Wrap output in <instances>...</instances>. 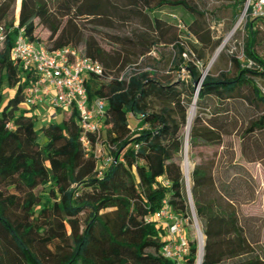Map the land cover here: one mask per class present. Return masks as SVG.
<instances>
[{"label": "trees", "instance_id": "trees-1", "mask_svg": "<svg viewBox=\"0 0 264 264\" xmlns=\"http://www.w3.org/2000/svg\"><path fill=\"white\" fill-rule=\"evenodd\" d=\"M243 2L233 0V7ZM162 3L191 8L185 0H159ZM105 4L103 0H57L52 9L45 0H21L17 18L9 21V4L0 0V24L6 30L0 44V264H12L8 251L20 264H174L160 252L164 228L154 221L145 222L144 217L159 210L163 200L170 211L187 216L179 160L188 107L194 101L195 108L201 109L212 98L231 101L242 96L244 88L251 92V99L245 96L250 104H264V92L255 81L264 78V55L256 50L258 29L248 16L240 54L229 57L232 75L220 72L216 77H202L197 65L183 57L177 36L166 40L177 53L173 68L184 67L189 75L187 83H171L158 79L151 66L127 67L111 74L118 60L94 40L79 36L72 23L75 14L100 17ZM134 4L144 9L135 14L154 11L151 1L136 0ZM64 16L67 20L62 25ZM37 24L49 30V45L35 34ZM19 28L30 41L43 42L49 50L82 44L81 53L102 65L101 77L87 74L84 80L89 101H105L99 137L105 144L104 154L95 153V136H91L92 149L83 148L75 110L60 122H45L44 114H35L26 105V88L34 83L36 74L12 57ZM112 38L130 47L136 57L149 53L158 42L144 35ZM205 122L197 114L193 118L189 131L192 147L219 141V134ZM255 128L264 129V114L250 122L248 132ZM39 136L45 138L43 144ZM105 156L112 160L97 177ZM204 172V167L195 165L192 177ZM39 185L47 187L46 193H34ZM77 186L86 191L78 194ZM10 187L17 193L6 194ZM84 209L88 214L80 230L79 214ZM211 217L201 264H264L258 252L243 246L233 219L203 216ZM187 241L186 260L192 263L196 239L187 235Z\"/></svg>", "mask_w": 264, "mask_h": 264}, {"label": "rangeland", "instance_id": "rangeland-1", "mask_svg": "<svg viewBox=\"0 0 264 264\" xmlns=\"http://www.w3.org/2000/svg\"><path fill=\"white\" fill-rule=\"evenodd\" d=\"M45 1L53 9L57 0ZM135 1L103 0L107 4L102 16L75 14L72 21L80 37L94 40L105 52L118 60L116 66L111 69V74L123 72L127 67L151 66L156 69L161 81L187 83V70L184 67L173 68V59L177 57V53L170 43L165 42L176 35L183 45V57L197 65L202 77L207 74L216 77L220 72H230L232 75L234 67L229 57L232 54L239 55L241 51L246 0L236 8L233 7V0H185L191 8L169 3L159 5V0H148L151 1L150 7L154 8V11L144 14L146 16L135 14L144 10L140 9L138 4L135 5ZM5 3L9 4L8 20L17 18L21 0H5ZM66 20L67 16L61 18L62 25H65ZM97 21L103 24H95ZM37 22L35 19V23ZM257 23H254L255 27ZM257 29L260 43L256 50L260 55H264V30ZM35 34L47 45L51 43L48 40L50 32L43 25L37 24ZM114 35H144L158 42L149 53L136 57L131 55L130 47L114 42ZM222 44L223 48L215 55ZM82 46L80 44L78 48ZM255 81L264 92V78L257 77ZM11 92L12 90H9V93ZM245 96L252 98L247 88L243 89L242 96L231 101L212 98L207 101L206 107L195 108V115L212 125L214 131L219 134V141L210 145L199 143L192 147L189 144V133L186 144L185 125L181 131L183 150L179 164L183 174L185 211L191 220L196 221L203 241L208 238L206 231H209L210 221L212 222V217L209 220L203 218L204 215L233 219L244 242L243 246L258 252L264 258V129L255 128L248 132L250 122L264 114V104L258 101L250 104ZM32 112L38 115L45 112L49 115L55 114L47 104L32 109ZM56 112V116L44 121L60 122L65 113ZM217 123L218 125H215ZM39 142L43 144L45 138L39 136ZM100 146L104 150V142H101ZM185 153L190 165L188 169L182 165ZM195 165L205 169L197 178L192 177ZM46 188L39 185L34 193H46ZM77 188L78 194L86 191L83 186ZM5 193L15 194L17 191L10 187ZM12 210L19 212L16 207H12ZM102 212L104 211L100 213ZM87 214L86 209L79 214L80 230ZM193 233L194 229L188 227V235L191 238ZM66 234H71L68 225ZM8 255L12 264H20L13 252L8 251Z\"/></svg>", "mask_w": 264, "mask_h": 264}, {"label": "built area", "instance_id": "built-area-1", "mask_svg": "<svg viewBox=\"0 0 264 264\" xmlns=\"http://www.w3.org/2000/svg\"><path fill=\"white\" fill-rule=\"evenodd\" d=\"M243 14L258 22L256 28L264 30V0H246ZM5 35L6 30L0 24V44L5 40ZM12 57L20 61L23 69L32 70L36 74L34 83L26 88V105L35 109L47 104V107L54 112L70 113L75 110L78 115L80 142L83 148L86 151L92 149L91 136H95L94 151L97 154H104L99 137L105 101L101 98L89 101L84 80L87 74L101 77L102 65L82 54L77 47L64 46L49 50L43 42L30 41L23 34L22 28L17 31ZM51 116L45 112L43 120ZM111 160V157L105 156L103 161H100L97 177H101L103 169ZM162 205L159 210L144 217L145 222L154 221L165 230L161 254L174 264H201L202 257L199 256V250L203 239L196 221L170 211L166 200L162 201ZM188 227L194 229L193 236L197 244L196 257L192 263L186 260L189 252Z\"/></svg>", "mask_w": 264, "mask_h": 264}, {"label": "bare ground", "instance_id": "bare-ground-1", "mask_svg": "<svg viewBox=\"0 0 264 264\" xmlns=\"http://www.w3.org/2000/svg\"><path fill=\"white\" fill-rule=\"evenodd\" d=\"M224 44H222L217 50H216V53L215 55H217L221 49L223 48ZM194 115H195V104H194V101L193 103H191V105L189 106L188 110H187V121H186V144H187V137H188V133H189V130H190V126H191V123L193 121V118H194ZM183 167L185 169H188L189 168V161H188V158H187V153H185V156H184V160H183V163H182ZM188 174V173H187ZM187 178H188V175H187ZM189 180V179H188ZM201 238V237H200ZM203 239V238H201ZM203 243L204 241L202 240V243H201V248L199 250V256L202 257V254H203Z\"/></svg>", "mask_w": 264, "mask_h": 264}, {"label": "crops", "instance_id": "crops-1", "mask_svg": "<svg viewBox=\"0 0 264 264\" xmlns=\"http://www.w3.org/2000/svg\"><path fill=\"white\" fill-rule=\"evenodd\" d=\"M57 113V112H56ZM56 113L55 114H51L52 116H56ZM62 113H65L64 114V117H65V115H68L69 113L68 112H65V111H62Z\"/></svg>", "mask_w": 264, "mask_h": 264}, {"label": "water", "instance_id": "water-1", "mask_svg": "<svg viewBox=\"0 0 264 264\" xmlns=\"http://www.w3.org/2000/svg\"><path fill=\"white\" fill-rule=\"evenodd\" d=\"M194 87L198 88L199 87V84L194 82ZM195 100V99H194Z\"/></svg>", "mask_w": 264, "mask_h": 264}]
</instances>
